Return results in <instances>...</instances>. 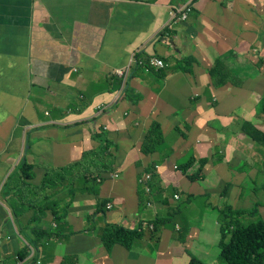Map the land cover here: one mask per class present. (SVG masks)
<instances>
[{
    "label": "crops",
    "instance_id": "1",
    "mask_svg": "<svg viewBox=\"0 0 264 264\" xmlns=\"http://www.w3.org/2000/svg\"><path fill=\"white\" fill-rule=\"evenodd\" d=\"M182 5L0 0V264H219L216 211L251 209L259 198L248 197L250 183L259 185L264 221L263 151L239 125L264 132V0H196L164 29ZM229 53L227 81L214 87L209 70ZM151 57L165 66L134 63ZM127 66L125 78L113 74ZM152 122L163 142L143 155ZM101 131L113 157L87 159ZM202 159L203 178L190 181ZM23 160L30 169L22 172ZM152 163L149 193L139 198L138 179ZM169 214L166 227L148 228ZM105 224L143 234L135 246L107 249ZM24 247L29 255L14 262Z\"/></svg>",
    "mask_w": 264,
    "mask_h": 264
},
{
    "label": "trees",
    "instance_id": "2",
    "mask_svg": "<svg viewBox=\"0 0 264 264\" xmlns=\"http://www.w3.org/2000/svg\"><path fill=\"white\" fill-rule=\"evenodd\" d=\"M188 0H170V3L172 5H178L184 4ZM196 0H190L191 3L195 2ZM191 11V9H190ZM190 11L187 13V15L190 13ZM165 29V28H164ZM167 29V28H166ZM172 31H168V33H171ZM229 55H233V53H229ZM225 57H217L212 67L209 70V76L212 79V86H221L227 81V72H225L223 69L226 67L225 65H221L223 63ZM186 64H189V61H192L191 59L187 58ZM184 62V61H183ZM178 65L181 63V60H177L176 62ZM163 71V70H162ZM224 77L219 82H216V77ZM137 102L133 101V104ZM260 113H264V101H261V104L259 106ZM240 130L243 132V134L250 140L254 145L261 148L264 155V132L256 128L252 123L240 121ZM99 142L102 143V145L93 152L87 153L85 155L87 159H92L93 156L98 154L100 156V161L103 160L104 157L106 159H109L113 157L111 153H107L108 146L105 144V138L103 135L100 136ZM143 147L141 149V153L143 155H150L155 152H157V146H159L163 142V135L160 130V126L157 122H152L150 127L148 128L147 132L145 133L143 137ZM194 162V159L191 158L189 160V165H191ZM207 162L206 159H202L198 162L199 167L197 172L194 175L188 176V179L190 181L198 180V177L201 175L200 171L204 164ZM109 164V163H108ZM154 164L152 163L150 167L146 170H148L150 173H153ZM79 165V164H77ZM81 166V165H80ZM258 166V164H257ZM20 171H24L25 169H30V166L24 162V160L19 165ZM95 170H103V171H109L112 170L111 167H98L95 165ZM28 178H31V175L28 176ZM203 178V176H202ZM201 178V179H202ZM95 182V185L97 187V183L95 179H93ZM141 182L138 181L136 193L138 194V197L140 198L141 191H143V188L141 186ZM102 205L104 206L106 201H101ZM258 204H262V201H257L253 203V207L249 210H240L235 209L232 210L229 206H225L222 210L217 212L218 217V223H219V241H218V247H219V258L225 263V264H264V221L260 217V215L257 213L256 207ZM97 205V204H96ZM98 212L97 207L95 208L94 213L96 214ZM175 211H172L174 213ZM174 214H169L165 218H157L153 223H150L152 226H154V231L158 229L159 224H163L165 226L169 221H172ZM255 217V219H254ZM253 222H248L249 220H252ZM166 227V226H165ZM175 230V227H174ZM142 230L140 228L138 229H127L120 225L115 224H105L101 228V241L104 244V246L109 249L114 244H120L126 248L129 247L131 244L132 239L139 238L142 236ZM175 234L177 235H184L186 234L185 231L181 234V229L175 230ZM178 240H182V238H178ZM16 259L13 261H20L23 262L26 257L29 255L28 248L24 247L22 249H19L16 252ZM35 259V256L33 260ZM66 262V259H65ZM186 264H202L199 260H197L195 257H191L189 261Z\"/></svg>",
    "mask_w": 264,
    "mask_h": 264
},
{
    "label": "built area",
    "instance_id": "3",
    "mask_svg": "<svg viewBox=\"0 0 264 264\" xmlns=\"http://www.w3.org/2000/svg\"><path fill=\"white\" fill-rule=\"evenodd\" d=\"M191 9V2L190 0L186 1L184 5L178 6V8H175V11L171 12V21L167 22L165 27L171 28L173 24L179 21H184L187 18V13ZM138 65H141L145 70H148L147 66L150 65L152 68L161 69L164 67V63L161 59H158L156 57L148 58V61L146 63L139 62ZM149 66V67H150ZM129 70V66L125 68L115 69L114 74L118 77L125 78L127 72ZM150 179V174H144L141 178L138 179L139 182H144L145 180L148 181ZM146 193H149V189L145 188ZM175 198H177L175 196Z\"/></svg>",
    "mask_w": 264,
    "mask_h": 264
},
{
    "label": "rangeland",
    "instance_id": "4",
    "mask_svg": "<svg viewBox=\"0 0 264 264\" xmlns=\"http://www.w3.org/2000/svg\"><path fill=\"white\" fill-rule=\"evenodd\" d=\"M234 23V26H236V23L235 22H233ZM165 25H166V23L164 24V27H165ZM163 27V28H164ZM262 43V42H261ZM223 57H225L224 58V62L226 61V59H228L229 57H232V55H229V54H227V55H225V56H223ZM223 57H221V58H223ZM257 57H259V56H257ZM189 59H191V58H189ZM186 59L185 58H183L182 59V62L184 61L185 63H186V61H185ZM192 60V59H191ZM190 63H189V65L193 62V60L192 61H189ZM229 63H231V60L229 61ZM150 70H153V68L150 66ZM147 71H149V69L147 70ZM144 82H146V83H149L150 84V86L152 87V88H154L155 89V87H156V84H152L151 83V80H149V81H147V80H145ZM128 86V85H127ZM128 89H129V87H128ZM264 114H260L259 115V117H262ZM178 128V127H177ZM100 135H103V137L105 138V133L103 132V131H101L100 133H99ZM248 139V138H247ZM172 140L173 139H171L170 140V142H169V144L172 142ZM249 140V139H248ZM250 141V140H249ZM247 142L248 141H246V142H242V144L246 147V146H248V144H247ZM142 147H143V141H142V143H141V148H140V150L142 149ZM142 177V176H141ZM140 177V178H141ZM202 178V175H200L199 177H198V180H200ZM258 188H259V185H257V184H251L250 183V185L248 186V189H250V191H249V193H248V197H251V198H253L254 196H257L258 198H259V200H260V195H257L255 192L256 191H260V190H258ZM259 200H257V201H259ZM256 201V202H257ZM261 201V200H260ZM179 204V205H178ZM178 205V206H177ZM183 206V204H182V201H180V202H176L175 203V208H180V207H182ZM225 206H228V205H225ZM225 206H223L221 209H218L217 211H216V214H217V212L218 211H220V210H222ZM230 207V206H229ZM96 208V207H95ZM232 210H235V209H233L232 207H230ZM173 211H175V210H173ZM255 211H257V213H258V210H255ZM185 216L186 217H189V218H193V215L191 214V212L189 211V210H187L186 211V213H185ZM92 219V218H91ZM216 219H218V217H216ZM218 221V220H217ZM248 222H253V219L252 220H249ZM88 226H91V230H96L97 231V227H95V225L92 223V222H89V224H88ZM167 229H170V227L168 226L167 227ZM137 240H138V238H134V239H132V241H131V244L129 245V246H135V245H137ZM182 241V240H181ZM214 251H216V253H217V260H218V263L219 264H225L220 258H219V247L218 246H215V248H214Z\"/></svg>",
    "mask_w": 264,
    "mask_h": 264
},
{
    "label": "clouds",
    "instance_id": "5",
    "mask_svg": "<svg viewBox=\"0 0 264 264\" xmlns=\"http://www.w3.org/2000/svg\"><path fill=\"white\" fill-rule=\"evenodd\" d=\"M165 29H166V27H164ZM167 29H170V28H167ZM134 63L135 64H138V62L137 61H134ZM164 63V62H163ZM164 66H165V64H164ZM150 67H148V69H149ZM113 74H114V71H113ZM115 75V74H114ZM117 76V75H116ZM118 77V76H117ZM121 78V77H120ZM155 165V164H154ZM154 170V169H153ZM152 170V171H153ZM147 174H150V179L148 180V181H144V182H141V184H142V186H143V190L145 191V188L147 187V188H149V183H150V181H151V178H152V176L154 177V173H150L149 171L147 172ZM146 192V191H145ZM111 206L110 205H107V209L108 208H110ZM147 226V225H146ZM148 228H152V225H148ZM100 234H101V232H100ZM29 250V249H28ZM32 257H34V255L32 256Z\"/></svg>",
    "mask_w": 264,
    "mask_h": 264
}]
</instances>
